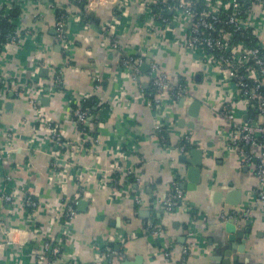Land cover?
<instances>
[{"label":"crops","instance_id":"crops-1","mask_svg":"<svg viewBox=\"0 0 264 264\" xmlns=\"http://www.w3.org/2000/svg\"><path fill=\"white\" fill-rule=\"evenodd\" d=\"M84 1L0 0V12L6 3L18 2L17 23L30 31L19 48H6L0 57V74L10 73L14 79V85L3 88L0 112V144L4 133L14 135L13 160L0 165V193L5 175L10 179L7 192L14 193L10 207L0 204V264H42L36 256L45 242L61 245V255L52 258L51 264H108L105 247L122 254L120 260L113 259L117 264L134 263L137 258L141 264H165L159 254L162 248L178 258L189 242L185 236L188 215L183 209L166 212L161 205L154 206L164 199L174 172L180 187L184 185L185 206L199 217L188 264H223L230 245L225 225L230 221L222 222L219 216L247 208L257 186L253 166L245 165L235 153L227 155L219 135V129L227 125L216 107L227 97V83L216 68L170 41L182 33L181 25H174L170 32L155 26L145 33L147 45L156 46L148 56L167 73L173 86L183 84L187 91L185 97L162 107L167 140L162 145L152 138L155 109L149 106L148 96H139L136 82L119 65L124 55L133 54V45L142 34V7L136 0H126L125 9L117 12L113 0H89L82 12L77 5ZM65 11L78 17L65 24L69 56L63 54L55 29L57 13ZM90 12H94L93 18ZM253 13L254 32L264 47V12L256 7ZM113 23L118 25L112 30ZM113 35L120 40L119 49L111 47ZM37 56L50 66L38 69ZM53 71L61 79V90L52 83ZM95 79L99 82L96 90ZM142 80L146 83L145 75ZM34 82L43 85V107L63 133L64 142L79 148L73 158L63 161L58 176L51 172L50 140L38 127L27 99L14 94ZM91 98L98 101V110L82 136L72 106ZM243 112L239 108L236 118H245ZM184 135L202 151L195 175L189 173L193 167L190 151L182 163L183 155L175 150ZM115 162L125 172L132 171V175L120 174L118 184L113 183L111 173ZM79 174L81 181L76 180ZM27 192L37 202L33 224L24 206ZM137 196L139 203L135 202ZM68 202L74 203L75 215L65 230L61 215ZM150 221L162 226L164 234L159 239L143 232ZM247 225L242 230L234 223L236 247L230 250L229 264H264V215L259 207Z\"/></svg>","mask_w":264,"mask_h":264},{"label":"built area","instance_id":"built-area-1","mask_svg":"<svg viewBox=\"0 0 264 264\" xmlns=\"http://www.w3.org/2000/svg\"><path fill=\"white\" fill-rule=\"evenodd\" d=\"M18 2L20 0H17ZM22 1V0H21ZM97 2V0H95ZM142 7V20L140 37L133 46V54H126L120 60V70L136 82L139 96H148L149 106L155 109L157 115L153 127L152 138L158 140L162 145H166L165 128L163 122L166 114L162 107L167 101L180 99L187 95L183 84L172 85L167 73L161 66L148 56V52L156 46H148L145 33H150L155 26H161L166 32H170L174 25H181L182 33L170 39L173 43L183 46L189 53H195L209 67L216 68L228 85L227 97L221 105L216 107V112L226 122V127L219 129V135L225 142V153L227 155L235 153L243 160L247 166L252 165L257 186L255 188L250 205L243 210H231L222 213L219 220L222 222L233 221L235 225L245 230L247 222L251 220L253 211L259 207L264 215V47L258 40L254 32V22L251 18L253 11L259 7L264 12V0H136ZM6 3L5 8L0 12V23L6 20L8 27L0 25V57L6 48H19L23 39L30 34L29 30H24L17 23V18H8V14L13 8L18 6ZM99 2V0H98ZM116 3L117 12H121L126 7V0H113ZM91 7V4L89 5ZM57 22L55 23L56 39L63 49V54L69 56L71 44L63 32L66 21L74 17L69 12L57 13ZM118 23H113L110 28L113 30ZM165 32V33H166ZM112 49H119L120 40L115 35L111 38ZM37 51L38 47L36 48ZM37 68H48L49 61L37 56ZM68 63V62H67ZM147 65L148 69L143 74L142 65ZM53 84L56 89L61 90V79L57 71H53ZM10 73L0 74V112L3 88L14 85V79ZM141 75H145L146 83L141 81ZM94 89L99 88V82L94 80ZM43 85L34 82L30 85L19 87L14 94L23 96L33 109L36 123L42 128L50 140L53 151L51 154V172L59 175L61 165L64 160L73 158V153L78 147L64 142L63 133L50 119L42 105ZM85 99L82 100V102ZM72 116L75 123L79 126L80 134L83 136L89 128V121L92 115L89 110L82 108L80 103L75 105ZM239 108L243 109L245 118H236ZM14 135L11 131L4 133L0 144V165L10 163L13 160L14 148L12 142ZM66 145H69L66 147ZM191 143V137L184 135L181 142L175 150L180 155H186L191 149H194ZM172 150L168 148L167 153ZM66 153V154H64ZM125 172L120 165L115 162L111 166L113 183L118 184L121 180L120 174ZM126 175H132V171H126ZM6 184L2 185L0 193V204L2 208L10 207L14 193H8L7 187L10 179L7 175L3 177ZM76 180L81 181V175L76 176ZM138 182V179H136ZM24 206L29 216V222L33 224V210L37 202L31 193H24ZM139 203V196L135 198ZM161 205L166 212L183 209L188 215L185 236L189 240L181 250L178 258L174 256L173 251L162 248L159 251L160 257L165 264H188L190 250L196 241L195 224L198 215L191 207L185 206L183 202V191L180 187V180L177 172H174L169 189L162 201H155L154 206ZM61 215L64 220V229L66 230L73 217L74 203L68 202L63 207ZM143 232L155 239H159L164 234L162 226L153 221L147 222L143 226ZM62 234V240L64 235ZM8 232H5L7 235ZM191 240V241H190ZM65 242V241H64ZM120 240L117 237V243ZM61 245L53 246L45 242L37 259L42 264H51V259L61 255ZM106 250V251H105ZM105 256L108 264H117L113 262L114 258L120 260L122 254L116 253L105 247ZM103 254V255H104Z\"/></svg>","mask_w":264,"mask_h":264},{"label":"water","instance_id":"water-1","mask_svg":"<svg viewBox=\"0 0 264 264\" xmlns=\"http://www.w3.org/2000/svg\"><path fill=\"white\" fill-rule=\"evenodd\" d=\"M89 17L93 18L94 17V12H90L89 13ZM63 32L66 33V27H64ZM147 69H148V66L146 64L145 65H142L141 70L143 72H146ZM42 74H44V75L47 74V70L44 69L42 71ZM41 102H42V105H45L46 99H42ZM193 106L197 108L198 103H194ZM189 156L193 157V160L190 162L193 167H192V169H190L189 173L195 175L198 172V167L201 164L202 151L199 150V149H195V148L194 149H191L190 150V153H189ZM180 159H181V162L182 163H186V161H187V157L185 155L181 156ZM183 186L184 185H181V188L182 189H183ZM238 194L239 193L236 192V195H238ZM80 203H82V202H80ZM231 204H234V203H231ZM225 229L229 233L228 242H229L230 245H227L228 248H227V251L225 253V256H226L227 260L224 261L223 264H229L230 262L228 261V258L231 255V251L230 250H234L235 247H236V245H235L236 228L234 226V222L233 221H230L229 223H227L225 225ZM246 232H249V230H246ZM244 237L246 238V235ZM243 245H244V243H243ZM242 247H243L242 248V251H243L245 249V246H242ZM233 262L234 263H237L238 262L237 257L236 258L235 257L233 258ZM120 264H141V259L140 258H137L134 263H129L128 261H123Z\"/></svg>","mask_w":264,"mask_h":264},{"label":"trees","instance_id":"trees-1","mask_svg":"<svg viewBox=\"0 0 264 264\" xmlns=\"http://www.w3.org/2000/svg\"><path fill=\"white\" fill-rule=\"evenodd\" d=\"M88 1H84V2H81L79 3L77 6L78 8L82 11V12H85V8L88 4ZM18 8H15L13 10H11L8 14V18H17L18 16ZM0 25L4 26V27H8V23H6V20H4L2 23H0ZM10 27V26H9ZM80 106L82 108H86L89 110L90 114L94 117V115L96 114L97 110H98V101L95 99V98H91V99H86L84 100L83 102L80 103ZM73 109L76 108L75 105L72 106ZM110 249V248H109Z\"/></svg>","mask_w":264,"mask_h":264}]
</instances>
